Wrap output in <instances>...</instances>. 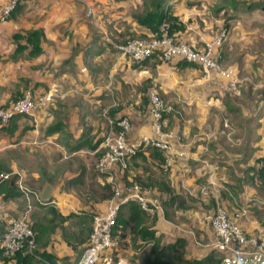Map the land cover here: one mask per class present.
Segmentation results:
<instances>
[{
    "label": "crops",
    "instance_id": "0c3cea01",
    "mask_svg": "<svg viewBox=\"0 0 264 264\" xmlns=\"http://www.w3.org/2000/svg\"><path fill=\"white\" fill-rule=\"evenodd\" d=\"M5 1L0 0V4ZM167 1L171 3L173 0ZM88 4H93V17L86 13ZM122 4L117 0H24L7 18L0 19V107L9 106L27 87L32 88L35 94L49 96L46 106L32 115L35 123L20 121L24 116L21 115L17 119V129L13 133L7 130L0 140L3 137L5 141L8 138L14 140L15 136L20 139L18 143L30 145L35 143V140L30 143V136L38 130L44 137L41 140L42 150H49L51 161L57 164L56 171L68 177L70 187L88 194L83 182L92 166L91 161L87 156H82L80 164L72 169L64 166L69 161L66 158L83 149L94 154L101 148L103 134L117 127L115 121L124 115L131 122L129 139L155 136L148 97L149 90L154 88L171 107L164 114V129L179 137L176 142L186 153L176 158L167 170L163 162L159 165L148 152L143 154L146 159L135 158L127 169L116 165L110 171L99 172L95 168L89 179V194L92 193L90 190L97 193L93 190L96 186L104 189L105 193L93 198L88 196L83 201L73 189L69 193L58 185L49 193L48 189L43 188L39 190L43 199L37 205L45 208L42 211L44 214L37 219L28 215L30 221L43 220L50 208H55L64 216L57 221L71 218L81 229L84 224L87 225L81 221H89V215L107 207L110 201V197L106 196L107 184L113 188L114 183L123 186L136 179H164L154 174L155 167L166 171L165 180L175 193L184 197L186 207L169 206L166 202L167 192L155 186L154 201L162 209L151 214L156 217L154 226L166 242L174 241L177 237L185 238L188 256L199 258L213 250L209 246L213 231L208 217L216 202L225 205L229 216L248 236H257L261 230L264 232V188H257L260 181L251 168L257 166V158L264 155V90L248 107L247 93L227 91L226 79L216 73H212L208 79L203 77L196 63L182 64V60L178 59L163 61L157 56L141 63L131 61L117 49L116 44L122 42L127 33L148 35L152 31L130 17H126L128 25L124 24L122 14L125 6ZM33 29L42 32V50L39 54L29 55L30 45L26 44L25 35ZM16 33L20 36L16 37ZM18 43L26 44V47L16 52ZM216 55L222 63L220 59L223 55L219 51ZM245 56L243 53L242 57ZM240 65L243 70L257 72L264 85V63L254 70L252 63L237 62L233 68L238 73ZM227 95L232 96V103L230 97L224 98ZM226 109L235 116H241L240 122L232 123V152L222 145L221 138L210 139L209 134L198 137L196 128L193 129L195 134H191L194 118L197 122L201 121L198 125L201 127L205 123L203 115ZM211 120L212 129H222L220 122ZM7 150L12 151L11 148ZM223 152L227 154L226 161L218 158ZM72 161H75L73 157ZM0 162L5 169L16 170L17 161L12 153ZM241 166H244L243 169ZM2 172L5 171L0 170V174ZM23 173H26L24 169L22 176ZM26 176L33 182L44 179L36 170L28 171ZM92 180L96 182L92 184ZM210 181L214 182V185L210 184L212 194L204 197L199 192V186ZM3 195L1 191L0 197L7 202V206L0 208V218L3 216L1 211L5 217L18 212L13 200L21 198L23 192L15 197L4 198ZM54 196L57 198L55 203L47 204L46 201ZM58 225L47 249L73 264L83 247L77 253L60 222ZM77 234V231H73V235ZM129 239V233L116 238L115 251L118 254L122 251L128 254L135 252ZM123 241L125 247L121 248ZM223 255V259L232 258L238 264H264V258L252 252L251 244L245 253ZM0 262L2 264L1 259Z\"/></svg>",
    "mask_w": 264,
    "mask_h": 264
},
{
    "label": "built area",
    "instance_id": "2783aa9c",
    "mask_svg": "<svg viewBox=\"0 0 264 264\" xmlns=\"http://www.w3.org/2000/svg\"><path fill=\"white\" fill-rule=\"evenodd\" d=\"M22 1L24 0H6L0 4V19L7 18ZM224 33L206 40L201 47H196L190 43L176 40L169 32L168 24H162L158 34L125 39L117 43L116 47L136 63L153 56H157L163 61L178 59L196 63L200 66L203 77L208 79L212 73H216L217 76L226 79L225 89L234 91L239 86L241 78L233 67L223 66L216 55ZM148 97L149 113L156 135H143L139 138L129 139L130 119L125 115L119 117L115 122L117 127L103 134L100 143L102 153L95 164L99 172L110 171L116 165L125 169L130 158L137 151L145 150L151 146L165 153L164 169H169L175 163L176 158L186 153L176 142V140L179 141V137L172 131L164 129V114L171 110L170 105L154 88L149 90ZM48 101V95L35 94L30 88L25 89L9 106L0 107V124L7 125L17 115H34L40 108L45 107ZM0 176L1 178L8 177L4 172ZM210 184L214 185V182L210 181L209 184L204 183L199 186L202 196L210 197L212 194ZM113 191L107 207L93 213L87 244L73 264H132L128 258L119 254L114 255L117 240L113 236L112 228L116 223L120 206L134 200L141 209L149 214L162 209L161 205L154 201L155 189L151 186H145L139 182L123 186L114 183ZM22 192L28 198V193L25 190ZM0 208H3L1 202ZM208 218L213 231L212 239L209 242L212 249L227 256L229 254L238 255L247 252L248 246L251 244L252 252L264 258V232L262 230L257 236H248L242 227L229 216L222 202H216ZM35 244V231L28 214L11 218L9 224L0 233V251L4 257H12L20 249L31 251ZM221 264H238V262L237 260L233 262L231 258L224 259Z\"/></svg>",
    "mask_w": 264,
    "mask_h": 264
},
{
    "label": "rangeland",
    "instance_id": "374dc122",
    "mask_svg": "<svg viewBox=\"0 0 264 264\" xmlns=\"http://www.w3.org/2000/svg\"><path fill=\"white\" fill-rule=\"evenodd\" d=\"M122 5L125 6V11L122 15H124V24L128 23L126 17H130L137 20L136 16L144 15L146 11L149 10L148 4L150 0H117ZM240 2L237 4L241 6L240 8L233 9L230 5H220L219 3L222 0H173L169 3L170 9L168 12L173 13V15L177 16L179 24L181 25V29L177 30L173 33V36L178 41H184L186 43H190L194 46L201 47L200 45L203 43L205 39H210L212 37H216L220 33H224L223 40L218 48L217 52L219 51L221 56V64L227 67H233L235 63L243 64L246 62L247 64L252 63L254 65V70L256 67L264 63V0H239ZM254 1H261L263 7L260 6H243V3H252ZM91 7V8H90ZM91 9V12L89 10ZM93 4H88L86 13L93 17L94 14ZM134 16V17H133ZM139 22V21H138ZM128 25V24H127ZM151 34H142L138 35L135 33H127L123 36L124 39H130L134 37H146ZM243 53L246 56L243 58ZM239 77L241 78V82L236 90L247 93L248 98L246 99V106L252 104V102L257 98V96L264 90V85H262L261 77L257 74V72H252L249 69L243 70L241 65L239 66ZM247 69V68H246ZM29 87L25 88L28 89ZM24 89V90H25ZM33 93L32 88H30ZM23 90V91H24ZM232 94V92H231ZM229 95L225 96V99H229ZM223 98V99H224ZM230 103H232V96L230 97ZM255 103V102H254ZM249 104V105H248ZM232 105V104H231ZM23 116V115H22ZM205 117V123L199 127L198 125L201 124V121L197 122L194 118L192 120V131L191 134H195L193 129H197V135L200 137H205L209 134V138H221L222 145L228 151L232 152V123L240 122L241 116L237 114L235 116L232 114V111L226 109L222 112H215L211 111L208 114L203 115ZM202 116V117H203ZM197 117V115H196ZM33 116L31 115H24L20 121H25L26 123H33ZM217 120L220 122V126L222 129L216 131V129H212L213 121ZM35 123V122H34ZM211 124V126H210ZM40 128L42 127L41 124L38 125ZM166 126V124H165ZM6 126L0 124V137L7 129ZM194 127V128H193ZM211 128V129H210ZM37 129V127H36ZM214 130V131H213ZM44 132H42L43 134ZM236 133V132H235ZM31 140L30 143L35 140V143H31L30 145L23 146L22 144L18 143L19 138L14 136L13 139H6L4 137L0 140V160L3 161L5 157H8L11 153L16 158V166L15 169L8 168V171H5L8 175V179L10 180L13 176H17L15 181V186L18 187L21 191L25 190L28 193V198L23 193L21 198L13 200V203L17 206L18 212H12L8 216H4L3 212L1 219V226L5 229V227L9 224V221L13 217H19L24 214H28L32 216V218H38L41 214H44L42 211L45 208H40L37 203L43 199V195H39V190L41 189H48L49 193L51 190L55 189L56 186L62 187L63 190L67 192H72V189L75 191V195L83 201L86 200V197H97L100 196L101 193H105V190L99 188L98 186L94 187L97 193L90 190L91 188V181L90 175L94 174L95 164L98 157L102 153V148L96 151L94 154H89L90 152L87 149H83V151H79L77 153L72 154L70 157H67L68 163L64 164L66 168L74 169L76 164H80L82 161L80 157L87 156V158L91 161V165L89 170L86 173V177H84L83 184L86 185V190L88 194L81 193L79 188L70 187L68 185L67 180L68 177H63L60 171H56L58 168L54 164L51 158L49 150H42L41 140L44 139L43 136L37 131L30 136ZM207 137V139H208ZM215 138V139H216ZM12 144V145H11ZM230 144V145H229ZM4 146V147H3ZM5 146H7L5 148ZM46 146V145H45ZM7 148H11L12 151L9 152ZM46 151V152H45ZM211 152V151H210ZM213 154V152H211ZM222 156L218 157L220 160L226 161L228 159L227 154L225 152L221 153ZM72 157L75 161H72ZM51 158V159H50ZM216 158V156H215ZM77 161V162H76ZM85 163V162H84ZM258 163V162H257ZM148 164V163H147ZM146 164V165H147ZM67 165V166H66ZM148 166V165H147ZM153 166V165H152ZM150 167V166H149ZM244 166L240 168L243 169ZM151 168V167H150ZM25 170L26 173H23L22 170ZM36 170L44 177L41 181H34L30 179L26 174L28 171ZM167 170V169H166ZM147 171V170H146ZM154 174L159 177H163L165 179V172L157 169L154 167ZM96 180H92V184L95 183ZM133 183V182H131ZM130 184V183H128ZM95 185V184H94ZM90 187V188H89ZM264 188L260 182H258L257 188ZM51 189V190H50ZM77 189V192H76ZM57 200L56 196L49 198L46 202L47 204H54ZM0 202L7 206V202L0 197ZM6 211V209H4ZM7 212V211H6ZM9 213V212H8ZM30 218V217H28ZM76 221L74 219H69L67 221H60L62 226L63 232L66 233V237L70 244H73L76 247V252L78 253L80 249L86 246L89 234L91 229L88 231V225H85L86 228L78 229L76 226ZM87 223V221H85ZM80 230V232H78ZM73 231H77V235H73ZM72 232V233H71ZM130 243V239L128 241ZM125 242L123 241L120 245L121 248H124L123 245ZM85 244V245H84ZM84 245V246H83ZM150 246V245H147ZM117 248V244L116 247ZM82 249V251H83ZM119 252V251H118ZM175 253V251H174ZM118 254L117 251H114V255ZM119 255L128 258L132 264H141V256L142 253L137 251L136 256L132 254H128L127 252L122 251ZM4 257L0 252V258ZM1 264V262H0Z\"/></svg>",
    "mask_w": 264,
    "mask_h": 264
},
{
    "label": "trees",
    "instance_id": "16d2710c",
    "mask_svg": "<svg viewBox=\"0 0 264 264\" xmlns=\"http://www.w3.org/2000/svg\"><path fill=\"white\" fill-rule=\"evenodd\" d=\"M167 2V0H150L148 4L149 10L146 11L144 15L136 16L139 23L146 25L152 33L156 34L159 33V27L162 24H168L169 32L172 34L181 29L177 16L168 12L170 6H168L169 3ZM239 2V0H222L219 6L226 4L236 9L241 7L237 5ZM262 4L261 1H254L252 3H243V6L263 7ZM15 36H20V34L16 33ZM25 39L26 44L30 45L29 55H36L41 52L42 32L40 30H29L25 35ZM26 44L18 43L16 52L24 49ZM180 63L188 64L190 62L182 60ZM20 116L21 115H17L13 117L7 125H4L9 132L13 133L17 129V119ZM144 152H148L156 158L159 165L164 160L163 152L151 146L145 150L137 151L130 158L127 168L132 164L135 158L142 157L146 159L143 155ZM257 162V166L251 168L255 171L254 173H256L260 183L264 185V155L257 158ZM0 170L8 171L9 169H5L4 165L0 162ZM16 178V175L10 180L8 178H0V192H4V198L15 197L21 193L20 189L15 186ZM132 182H139L153 188L155 186H160V188L165 190L168 194L166 202L169 206H174L176 208L186 207L184 197L175 193L165 179H153L151 181L136 179ZM106 190V196L111 197L114 193L111 184L106 185ZM92 215L93 213L88 216V231L91 227ZM63 217L64 216L60 215L55 208H50V211L44 216L43 220L31 222L35 231V247L31 251L20 249L12 257H1L2 264H70L65 257L59 258L54 252L47 249L52 235L58 229L60 221H57V219L59 218L62 220ZM155 219V215L147 213L140 208L137 202L130 200L120 206L116 223L112 228V233L115 238L124 236L127 233L130 234V243L135 251L133 253V255H135L134 257H137V251L142 253L141 264H221L223 262L224 255L215 249L211 250L203 257L188 256L186 254V240L183 237H177L174 241H164L162 234L154 226ZM82 222L85 221H81V223ZM78 225L80 226L79 223ZM3 230L4 228H1L0 233Z\"/></svg>",
    "mask_w": 264,
    "mask_h": 264
}]
</instances>
